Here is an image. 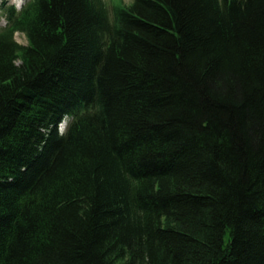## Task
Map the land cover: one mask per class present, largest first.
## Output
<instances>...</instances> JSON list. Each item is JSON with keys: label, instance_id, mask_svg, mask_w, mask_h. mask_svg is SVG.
<instances>
[{"label": "trees", "instance_id": "16d2710c", "mask_svg": "<svg viewBox=\"0 0 264 264\" xmlns=\"http://www.w3.org/2000/svg\"><path fill=\"white\" fill-rule=\"evenodd\" d=\"M2 13L0 264H264V0Z\"/></svg>", "mask_w": 264, "mask_h": 264}, {"label": "rangeland", "instance_id": "374dc122", "mask_svg": "<svg viewBox=\"0 0 264 264\" xmlns=\"http://www.w3.org/2000/svg\"><path fill=\"white\" fill-rule=\"evenodd\" d=\"M107 7L111 10L113 7L115 6H127L129 5L132 0H104ZM10 3H12L10 1ZM5 26V17L2 13V15L0 16V29ZM15 39L17 40L18 43L20 44H28V39L27 37L25 36V34L21 33V32H17L15 34Z\"/></svg>", "mask_w": 264, "mask_h": 264}]
</instances>
